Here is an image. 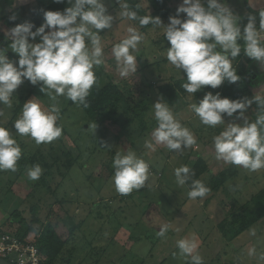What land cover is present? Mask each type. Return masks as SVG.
Wrapping results in <instances>:
<instances>
[{"label":"rangeland","instance_id":"rangeland-1","mask_svg":"<svg viewBox=\"0 0 264 264\" xmlns=\"http://www.w3.org/2000/svg\"><path fill=\"white\" fill-rule=\"evenodd\" d=\"M42 1L50 3L52 0ZM181 3L182 0H178L174 5L179 7ZM32 4L33 0H0V48H4L10 60L18 61L19 56L10 49L11 39L6 33L26 21L35 24V19L26 12ZM105 4L114 20L111 29L100 33L103 45L100 82L112 79L127 92L131 86L135 87L136 91L129 95L131 102H122L115 110L105 111L102 119L95 122L70 99L57 96L52 100L40 90V84L32 85L25 80L12 95L11 107L0 103L4 113L0 116V126L9 129L21 148L17 170H0V228L10 231L23 216L29 221L28 226L36 228L57 218L69 220L72 215L81 227L66 247L71 264H76L75 258H79L77 264H190V257L182 256L177 247V241L186 237H195L203 264H264V217L230 241L218 230L222 221L231 220L228 216L237 211L239 205L250 203L252 194L264 186V169L252 172L239 166L235 178L203 200H191L190 188L186 184L179 186L174 174L176 168L192 167L203 157L210 169L203 182L208 183L211 175L228 166L216 158L213 137L225 130L228 123H242L243 118L237 119L234 114L225 116L222 124L205 125L190 107L204 96L197 99L188 93L173 104L167 103L182 125L193 133L195 144L179 151L169 150L165 145L147 149L145 141L154 143L153 133L158 126L154 103L165 101L157 92L158 86L186 74L167 60L170 44L161 36L163 27H153L156 29L143 33V42L135 53L137 72L122 77L112 52L115 45L109 43L113 38H125L129 35L128 27L138 29L139 24L118 15L121 9L116 0H105ZM143 4L148 7L145 1ZM228 4L242 17L246 0H229ZM148 12L155 16L152 9ZM13 15L15 20L11 19ZM37 15L43 24L44 12ZM180 16L185 18L186 14ZM154 39L158 40L157 45ZM39 41L37 37L35 42ZM107 45L109 47L105 48ZM247 58L239 54L233 60L237 72L241 66L247 69L250 90L245 96L263 95L264 65L254 60L248 62ZM24 96H28L27 101L35 97L42 108L51 109L55 105L60 109L57 124L62 127V135L59 138L37 144L31 136L16 133L14 124L22 115V109H15ZM141 98H145L144 110L138 109ZM251 106L244 113L249 120L254 118ZM129 150L149 164L150 175L144 187L121 195L114 185L113 161L117 152L126 154ZM36 164L42 167V174L39 180L32 181L27 171ZM115 208L122 210L113 216ZM98 218L108 219L111 228L120 222L126 231L122 250H118L120 246L113 247L116 235L107 225L98 222ZM165 224L171 227L161 237L158 233ZM90 227L94 228L88 231ZM177 228L179 232L175 231ZM117 252L122 256L117 257Z\"/></svg>","mask_w":264,"mask_h":264},{"label":"clouds","instance_id":"clouds-1","mask_svg":"<svg viewBox=\"0 0 264 264\" xmlns=\"http://www.w3.org/2000/svg\"><path fill=\"white\" fill-rule=\"evenodd\" d=\"M67 3L69 6L62 11H45L44 23L35 31V25L26 21L6 33L11 39L10 49L19 59L10 60L4 48H0V103L3 105L11 107L12 95L28 80L32 85L40 84V90L52 100L65 96L77 105L88 107L87 98L97 84L94 68L103 63L100 33L112 28L114 17L108 12L105 0H67ZM118 3L119 16L138 21L140 26L151 23L163 27L170 44L167 60L186 74L187 82L182 87L190 94L205 86L216 89L225 81L234 84L241 79L233 67V60L242 50L240 40L244 42V54L264 65V10L259 12V30L255 17L249 16L242 32L240 16L226 0H182L177 14L169 17L166 26L159 16H139L127 0H118ZM139 8L137 4L136 9ZM181 13L186 17L181 18ZM11 19L15 20L16 16ZM127 32L129 35L112 49L122 77L137 72L135 53L143 39L135 27H128ZM37 37H40L39 42H35ZM254 102L258 105V113L252 121L244 113ZM190 107L208 126L224 123L225 116L236 114L237 119L243 118L242 123H228L225 130L213 137L216 158L252 172L264 169V96L231 99L209 91L198 104ZM59 111L55 105L45 109L35 97L29 99L15 121L16 133L31 136L37 144L59 138L62 135V127L57 124ZM3 115L0 109V116ZM154 116L158 126L153 133L154 143L145 141L147 149L155 150V145H165L169 150L179 151L195 144L193 133L182 125L163 99L154 103ZM93 127L96 129L97 125ZM20 157V145L8 128L0 126V170L15 172ZM113 166L115 189L121 195L141 189L149 179V164L134 151L117 152ZM41 174L39 164L27 171L32 181L39 180ZM174 174L179 186H184L195 175L186 165L176 168ZM209 191L200 180H192L188 197L202 199ZM170 227L163 225L158 234L165 236ZM177 247L182 256L190 257V264H203L195 237L179 239Z\"/></svg>","mask_w":264,"mask_h":264},{"label":"trees","instance_id":"trees-1","mask_svg":"<svg viewBox=\"0 0 264 264\" xmlns=\"http://www.w3.org/2000/svg\"><path fill=\"white\" fill-rule=\"evenodd\" d=\"M33 1L34 4L26 9V12L32 15V17L35 19V27L33 28V31H35L36 27H39L42 24L41 18H39L38 15L36 16L37 13L40 15V11H62L69 6L67 0H52L50 3H44L42 0ZM116 1L118 3V0ZM144 1L145 3H147L148 7L144 6ZM127 2L129 4V7L132 10H136L138 12V15L141 17L150 16V13L148 11L149 9H152L155 16H159L165 26L169 23V17L177 14L178 6H175L172 0H127ZM137 4H140L139 9H136ZM248 7L250 10L249 13L239 20L242 32L243 27L248 22L249 16L255 17L257 29L259 30V12L261 10H264V8L256 10L249 5ZM122 19L126 18L122 17ZM1 22L2 20L0 21V23ZM133 23L139 24L138 21H133ZM138 27L139 28L137 30L143 35L144 32L152 29L155 30L156 28L153 27L158 26H153L150 23L147 26L138 25ZM161 36L165 37L164 33H162ZM122 39L113 38L110 43L109 41L108 43L110 46H114L120 43ZM154 40L155 42L153 43H156L157 45L158 40ZM239 43L242 46L240 54H244L243 40H240ZM109 45L105 46V48L109 47ZM247 61L252 62L253 60L249 57L247 58ZM94 71L97 77V84L93 86L90 91V95L87 98L88 107H85L83 104H80L79 106L83 108L90 119L97 122L98 120L100 121L102 119L105 111L115 110L122 102H126L127 104L128 102H131L129 99V95L135 92L136 88L131 86V88L127 92L119 82H114V80L112 79H107L104 83H101L100 79L101 74H103V69L99 65L94 68ZM238 74L241 77L238 82L234 84L225 82L216 89H213L210 86H205L194 94L195 98L198 99L204 96L209 91L215 94L220 93L222 97H229L231 99L245 97V95L250 90V82L248 80L247 69L244 66H241ZM186 82V76L181 78L169 79L168 81L162 82V84L158 86L157 92L165 99L166 102L173 104L182 96L188 94V92H186L182 87V85ZM262 96H264V94ZM27 99L28 96L22 97L15 110L18 111L20 109H23V104L27 101ZM144 100L145 98H141L139 100L137 104L139 105L138 109L144 110L146 108V105H144ZM251 108L252 109L250 112L254 117L252 121H254L258 113V105L254 102ZM189 168L195 173V175L192 176L191 180L186 183V186H188L191 190L192 180H200L201 182H203V177L209 173L210 169L203 157H199L194 166H190ZM238 174L239 166L228 164V166L220 170L218 173L211 175L209 178L210 181L208 183L203 182L210 189V191L204 198L197 199H208L209 195L224 188L226 183L230 179L235 178ZM249 201L250 203H247L244 206L239 205L237 211L228 216L231 218V220L226 218L221 222V224L218 225V230L221 233L222 237L227 238L228 240H231L232 238L234 239L264 217V186L258 191L254 192ZM111 202L112 201L109 200V203ZM69 218V220H61L57 218V220L55 221L34 228L32 225L28 226L26 224L29 221L23 216V218H19L17 220L16 224L11 226L9 232L18 234L23 238L31 235L32 233L35 237L39 234V237H36V240L40 247V250L46 258L44 264H61L62 262L66 261L65 256L63 255L67 253V244L72 240V236L76 232V230L81 227L80 224L75 222V220L72 218V215L69 216Z\"/></svg>","mask_w":264,"mask_h":264},{"label":"built area","instance_id":"built-area-1","mask_svg":"<svg viewBox=\"0 0 264 264\" xmlns=\"http://www.w3.org/2000/svg\"><path fill=\"white\" fill-rule=\"evenodd\" d=\"M36 237L32 233L23 238L0 228V257L13 264H44L46 258Z\"/></svg>","mask_w":264,"mask_h":264},{"label":"crops","instance_id":"crops-1","mask_svg":"<svg viewBox=\"0 0 264 264\" xmlns=\"http://www.w3.org/2000/svg\"><path fill=\"white\" fill-rule=\"evenodd\" d=\"M172 2L173 3H176V2H178V0H172ZM226 2L227 3H229V0H226ZM229 5V4H228ZM248 5L250 6V7H252L253 9H256V10H259V9H262V8H264V0H246V7L244 8V9H242V12H241V16L242 17H244V16H246L248 13H249V7H248ZM229 7L231 8V6L229 5ZM232 9V8H231ZM240 9H241V6H240ZM234 11V10H233ZM242 17H240V18H242ZM78 209V208H77ZM120 210H122V209H120V208H115L114 209V211H115V213H114V215L113 216H116V214H117V212L119 211L120 212ZM105 212H107V210H104ZM76 212V214H78L79 212L76 210L75 211ZM63 219V218H62ZM102 219L104 220V221H102ZM102 219H97V221L98 222H100L101 224H103V225H111L110 223H109V220L108 219H104V218H102ZM116 221H117V219H115ZM109 227V226H108ZM94 227H90V229L88 230V231H91L92 229H93ZM110 229L109 230H111L112 229V231H113V233L116 235L114 238V243H113V247H116L117 246V248L120 246V248L118 249V250H122V246L124 245V241H125V238H124V236H123V234H125L124 232H126V231H124V229H122V225H120V222H119V224L117 223V224H115L114 225V227H109ZM109 230H106V231H109ZM68 251V250H67ZM117 257H120V256H122V254L120 253V252H117ZM63 256H65V259H66V261L65 262H62L61 264H71V262H72V258H70V257H68V252L66 253V254H64ZM122 258H119V260H121ZM75 263L77 264V261H79V258H75Z\"/></svg>","mask_w":264,"mask_h":264},{"label":"water","instance_id":"water-1","mask_svg":"<svg viewBox=\"0 0 264 264\" xmlns=\"http://www.w3.org/2000/svg\"><path fill=\"white\" fill-rule=\"evenodd\" d=\"M0 264H13V263H11V262H9L8 260H6V259L0 257Z\"/></svg>","mask_w":264,"mask_h":264}]
</instances>
